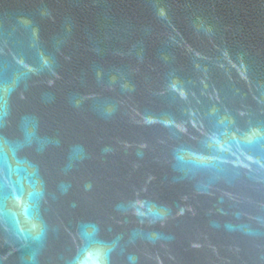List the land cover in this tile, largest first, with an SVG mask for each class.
Wrapping results in <instances>:
<instances>
[{"label":"water","instance_id":"obj_1","mask_svg":"<svg viewBox=\"0 0 264 264\" xmlns=\"http://www.w3.org/2000/svg\"><path fill=\"white\" fill-rule=\"evenodd\" d=\"M0 264H264V0H0Z\"/></svg>","mask_w":264,"mask_h":264}]
</instances>
